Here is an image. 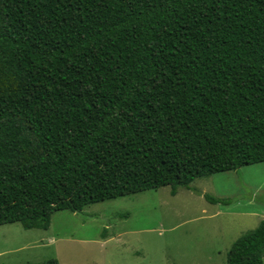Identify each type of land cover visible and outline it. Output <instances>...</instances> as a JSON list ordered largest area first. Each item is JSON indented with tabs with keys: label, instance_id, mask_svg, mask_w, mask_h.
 I'll list each match as a JSON object with an SVG mask.
<instances>
[{
	"label": "trees",
	"instance_id": "trees-1",
	"mask_svg": "<svg viewBox=\"0 0 264 264\" xmlns=\"http://www.w3.org/2000/svg\"><path fill=\"white\" fill-rule=\"evenodd\" d=\"M260 163L264 0H0V226Z\"/></svg>",
	"mask_w": 264,
	"mask_h": 264
},
{
	"label": "rangeland",
	"instance_id": "rangeland-1",
	"mask_svg": "<svg viewBox=\"0 0 264 264\" xmlns=\"http://www.w3.org/2000/svg\"><path fill=\"white\" fill-rule=\"evenodd\" d=\"M206 196L228 204H211ZM264 219V163L56 212L50 227H0V264H225L232 244ZM264 263V258H263Z\"/></svg>",
	"mask_w": 264,
	"mask_h": 264
},
{
	"label": "crops",
	"instance_id": "crops-1",
	"mask_svg": "<svg viewBox=\"0 0 264 264\" xmlns=\"http://www.w3.org/2000/svg\"><path fill=\"white\" fill-rule=\"evenodd\" d=\"M5 226V225H4ZM1 227V226H0ZM12 252H14V251H4V250H0V258L1 257H3V256H5L6 254H8V253H12Z\"/></svg>",
	"mask_w": 264,
	"mask_h": 264
}]
</instances>
